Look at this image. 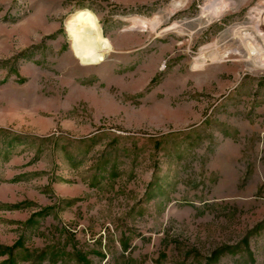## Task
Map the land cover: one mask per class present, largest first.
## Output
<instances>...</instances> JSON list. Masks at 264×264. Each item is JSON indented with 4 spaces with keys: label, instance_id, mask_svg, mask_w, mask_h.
I'll list each match as a JSON object with an SVG mask.
<instances>
[{
    "label": "rangeland",
    "instance_id": "rangeland-1",
    "mask_svg": "<svg viewBox=\"0 0 264 264\" xmlns=\"http://www.w3.org/2000/svg\"><path fill=\"white\" fill-rule=\"evenodd\" d=\"M255 10L0 0V264H264ZM85 11L113 47L96 67L67 33Z\"/></svg>",
    "mask_w": 264,
    "mask_h": 264
},
{
    "label": "bare ground",
    "instance_id": "bare-ground-1",
    "mask_svg": "<svg viewBox=\"0 0 264 264\" xmlns=\"http://www.w3.org/2000/svg\"><path fill=\"white\" fill-rule=\"evenodd\" d=\"M229 6L225 3L211 4L210 7L204 9L203 13L217 18ZM156 26V24H152L153 29ZM252 31L253 29L244 30L243 35H240L238 39L241 47L248 53L249 62L257 68L264 69V48L259 44ZM67 33L71 40L73 56L82 66H100L105 62L106 55L113 50L110 41L103 36L98 19L89 11L74 16L69 22ZM257 34L264 36L261 31H257Z\"/></svg>",
    "mask_w": 264,
    "mask_h": 264
},
{
    "label": "crops",
    "instance_id": "crops-1",
    "mask_svg": "<svg viewBox=\"0 0 264 264\" xmlns=\"http://www.w3.org/2000/svg\"><path fill=\"white\" fill-rule=\"evenodd\" d=\"M256 10H258V9H256ZM256 10H255V15L256 16H263L264 14H263V12L261 11V10H259L260 12L258 13V12H256Z\"/></svg>",
    "mask_w": 264,
    "mask_h": 264
}]
</instances>
